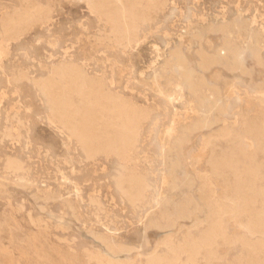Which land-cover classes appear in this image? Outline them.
<instances>
[{
	"label": "rangeland",
	"instance_id": "obj_1",
	"mask_svg": "<svg viewBox=\"0 0 264 264\" xmlns=\"http://www.w3.org/2000/svg\"><path fill=\"white\" fill-rule=\"evenodd\" d=\"M126 2L124 7L128 9L130 3ZM26 8L33 13L31 21L15 36L0 34V258L6 264L14 261L10 256H16L17 250L7 246L8 230L16 229L37 238L32 242L33 250L27 251L26 264H75L62 262L48 242L43 241L42 233L26 220L29 212L47 221L48 241L63 251L72 249L81 254L85 249L104 250L85 231V220L91 218L94 231L113 235L128 247L123 256L139 261L149 255L155 238L163 231L149 229L144 233L141 225V219L156 207L160 192L161 172L165 169L162 134L166 128L179 127L198 116L193 109L198 102L196 97L191 96L186 85L172 81L178 69L173 65L171 51L176 45L187 51L186 40L202 23L201 17L211 23L222 17L233 21L240 12L248 26L258 32L264 59V0H155L150 4L141 1L134 10L136 35L120 34L104 16L91 12L84 0H0V23L5 14L15 15ZM244 33L245 29L231 30L235 40H242ZM210 39L217 43L218 34L212 33ZM64 61L81 65L91 75L97 74L112 92L146 109L147 118L133 160L128 161L136 164L148 184L141 202L132 205L116 185V177L126 165L121 158L111 153L87 158L75 140L50 121L34 81L45 78L54 65ZM218 69L213 67L205 73L196 67L197 72L208 75L209 84H215L210 76ZM219 73L231 87L220 114L222 119L240 121L242 112L254 113L264 91V69H254L253 81L224 69ZM201 143L202 136L197 135L181 154H172L173 160H180L181 177L186 175V165L193 167ZM243 144L248 147L249 141L244 140ZM7 156L23 162V170L16 172L23 180L5 169ZM187 190L195 196L194 187L183 186L179 198H184ZM47 194L49 199H45ZM64 199L73 203L76 216ZM20 205L22 210L16 211ZM239 219L246 222L243 214ZM190 220L184 219L185 226L191 225ZM228 232L237 237L244 234V229L230 223ZM257 237L251 236L252 240ZM16 243L32 245L22 242L20 236ZM220 251L224 258L216 264L245 257L240 241L224 244Z\"/></svg>",
	"mask_w": 264,
	"mask_h": 264
},
{
	"label": "bare ground",
	"instance_id": "obj_2",
	"mask_svg": "<svg viewBox=\"0 0 264 264\" xmlns=\"http://www.w3.org/2000/svg\"><path fill=\"white\" fill-rule=\"evenodd\" d=\"M84 1L91 12L104 16L120 34L136 35L134 10L141 1L150 4L155 0ZM126 1L130 3L128 9L124 7ZM32 17L29 8L15 15L5 14L0 23V34L15 36ZM201 21L191 32V37L187 40L184 37L188 43L187 51L184 52L180 45L171 51L174 55L173 65L178 69L172 81L179 86L186 85L191 96L196 97L198 102L193 109L198 116L179 127L172 125L162 134L165 169L161 172L160 192L155 200L156 207H152L141 219L144 233L149 229H163L155 238L152 251L139 261L129 260L123 256L128 247L113 235L94 231L91 218L85 220V231L99 241L104 250L85 249L81 254L72 249L63 251L48 241L45 235L47 221L28 212L26 220L42 233L43 241L48 242L62 262L216 264L224 258L220 251L222 245L240 241L245 257L231 262L228 260L226 264H264V91L258 98L260 105L254 113L242 112L240 121L227 122L220 114L231 87L230 82L219 73L220 69H224L253 81L254 69H264L259 34L248 26L240 12L233 21H227L224 17L214 23L206 22L202 17ZM232 28L237 32L245 29L242 40L232 37ZM212 33L218 34L217 43L211 41ZM196 67L202 68L205 73L213 67L219 68L215 75L210 76L216 81L215 84H209L208 75L197 72ZM34 82L44 98L50 121L64 129L87 158L111 153L122 159L126 165L122 171H118L116 185L132 205L141 202L148 184L136 164L131 165L128 161L133 160L142 124L147 118L146 109L112 92L102 77L91 75L81 65L70 61L54 65L48 76ZM197 135L202 136L199 152L193 158V167L190 169L186 165V175L181 177L178 173L180 160H173L172 154H181ZM244 140L249 141L248 147L243 144ZM23 165L22 161L7 156L5 169L14 173V178L22 179L16 172L23 170ZM183 186L194 187L195 196L187 190L186 196L179 198V190ZM50 197L47 194L45 199ZM64 200L72 215L76 216L73 203ZM17 210L21 211L22 205ZM241 214L246 216L245 223L239 219ZM48 216L52 218L53 215L48 213ZM95 216L98 217V214L95 213ZM186 218L191 219L190 226H185ZM230 223L238 224L244 229V234L237 237L229 234ZM8 231L10 244L7 247L17 250L16 256H10L14 260L11 264H26L27 251L35 247L32 242L37 239L36 236L16 232V229ZM255 234L258 237L252 240L251 236ZM19 236L22 242H31L32 245L16 243ZM138 257H141L139 253ZM6 263L0 258V264Z\"/></svg>",
	"mask_w": 264,
	"mask_h": 264
}]
</instances>
